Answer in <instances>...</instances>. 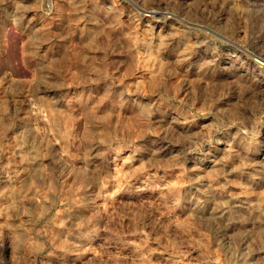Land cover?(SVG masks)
<instances>
[{
  "label": "rangeland",
  "instance_id": "rangeland-1",
  "mask_svg": "<svg viewBox=\"0 0 264 264\" xmlns=\"http://www.w3.org/2000/svg\"><path fill=\"white\" fill-rule=\"evenodd\" d=\"M150 8L157 12L151 17L157 32H176L165 37L160 79L153 75L155 49L137 47L148 36L143 19ZM33 19L34 26L28 23ZM130 43L138 62L128 59ZM33 50L48 64L53 60L47 69L56 81L40 89ZM258 57L264 58V0H0V115L7 107V120L14 122L33 104L30 121L46 148L55 138L41 120L38 99L49 97L43 91L49 86L65 94L70 125L68 140H57L52 150L68 158L61 194L31 223L22 249L6 252L0 229V264H134L129 244L136 242L148 249V264L177 258L182 264H232L230 252L264 264V215L251 206L236 218L210 216L243 204L246 195L264 212V69ZM236 70L238 82L231 76ZM96 73L109 77L108 88L89 85ZM116 90L129 104L111 96ZM107 99L112 119L88 139L84 103ZM152 100L180 122L140 119L133 102ZM2 130L1 156L20 165L14 134ZM85 197L102 200L75 227L61 219ZM189 200L204 205V217L188 211ZM74 229L90 239L72 258L60 242L38 235L62 230L61 241L69 243Z\"/></svg>",
  "mask_w": 264,
  "mask_h": 264
},
{
  "label": "bare ground",
  "instance_id": "bare-ground-1",
  "mask_svg": "<svg viewBox=\"0 0 264 264\" xmlns=\"http://www.w3.org/2000/svg\"><path fill=\"white\" fill-rule=\"evenodd\" d=\"M144 11L149 14L147 15L146 19H143V26L146 28L148 36L146 37L145 42L137 43V47L143 48V50L145 51H151L152 48L155 49L156 55L152 56L151 60L153 61V64H157V68L154 69L153 75L154 77H158V79H160L162 73V65L166 62V57H163L162 53L163 45H166L165 37L168 36V38H171L176 34V32L172 27H168L166 30H159L157 32L156 28L158 24L151 18L157 12L151 8L144 9ZM16 15L20 17L23 14L21 15L20 13H16ZM35 22L36 20L33 19V21L28 23L34 26L35 24L33 25V23ZM32 26H29L30 31H32L33 29ZM213 32L221 37H224L222 34L216 31ZM87 38L88 35H86V39ZM88 41L89 43H92V40ZM137 47L134 43L129 44L127 56L132 63L138 62L139 60L137 55ZM32 52L37 54V66L41 71V75L35 81L36 89H40L41 85L44 82H48V85H50L49 83L56 81L51 79L48 73L49 71L47 69L48 65L50 63H53V60H50L48 64V60L46 56L43 55V53L38 54L39 51L37 50H33ZM52 58L53 56H51V59ZM258 58L260 67L264 69V58ZM236 72L237 73H233V75L231 76L234 81L238 82L241 80L242 76H240L237 70ZM108 78L109 77L96 73L93 82H90L89 85L93 86L96 90H99L101 88H108ZM158 79L154 80V85H156L157 87L160 85ZM260 85L264 86V82H261ZM43 89V91H45L46 93L48 92V94L50 95H48L49 97L47 96L48 98L46 99L44 96L42 97V95L41 97L39 96L40 98L38 99V107L41 110L43 109L41 120L46 124L52 136L55 138V140H52L46 148H43L45 139L42 145L43 136H41L42 139H40L39 137L40 130L38 131L34 124L32 126L31 123L33 122L30 121L31 111H33V104L29 105L31 106L30 110L23 113L19 117H16L17 119L15 118L14 122L7 120V115L9 114V112H7V107V109L4 108L5 110H3V113L0 115V125L3 128V130L0 129V131H4V134H14V151L20 162V165H17L15 164V162L2 157L0 151V170L2 172V177L0 178V219L2 220V223H0V229L5 232L3 246L6 252H12L15 249H22L25 246L27 239L29 238L28 229L31 223L47 214L53 203L56 201L57 196L61 194L63 188V185H61V179L65 177V172H67L68 158L65 155L55 154L54 152L52 153V150H54V148L57 146V140L66 141L69 137V131L67 130V127H69L70 125L66 126V117L64 115L65 113L63 112V109H65L66 107L64 102L65 94L63 93L61 95V91L56 89L55 87L48 86L44 87ZM111 96L113 98H120L121 100H123V105L129 104L126 96L118 90L113 91L111 93ZM152 101L153 102H133L134 108L136 109L138 117L140 119L152 117L155 122L160 123L170 118L176 125L180 122L179 115L174 113L168 114L167 112H164L159 103L154 102V100ZM110 102L111 99H107L106 104L105 102H103L98 106H94L93 102L90 100H87L84 103V107L87 113L86 137L88 139L90 138L92 132L99 130L102 123H106L112 119V112L114 110L112 109V107L110 108V105H108L110 104ZM31 117L34 118L33 116ZM153 137H151L150 139H153ZM92 146L93 144L90 142L89 147L93 149ZM155 151L156 149H153V152ZM87 161L89 162L87 166L89 168H93L90 164L89 157L87 158ZM192 162L197 166L199 165L200 160L193 158ZM218 169L219 168H216L215 172L218 171ZM68 174H71L70 170L68 171ZM72 174L76 175L74 171H72ZM260 178L255 179L259 180ZM262 178L264 179V175L262 176ZM241 198H243L242 200H240L243 204H233L231 206L225 207V210L223 208H218L210 216L214 220L220 219L224 214H230L231 216L236 218L238 216L244 215L245 213L247 214L248 208H251V206L252 208H254L256 213L264 215V212L262 211L258 203L254 202V197H252L251 195H246ZM89 200L90 199L85 197L79 199L77 202H74L61 215V219H65L70 225L75 227L81 217L88 210L90 211L100 205L102 199L96 198L94 200ZM188 204L189 212L194 213L197 217L205 216L204 205L200 201L189 200ZM42 228L44 229L43 226ZM38 235L46 237L53 244H57L58 242H60V249L67 253L68 258L74 257V252L77 251L78 247L82 243L87 242L89 238L87 235L80 232L79 229H74L71 233L68 234V238L71 240V242L69 243L61 241L63 238H65L62 230H58L55 232L42 230L38 232ZM137 243L138 242L129 244V250L131 249L133 252V255L131 254V258H133L136 262H134V264H148V260L145 255L146 253H148V249L141 242L138 244ZM230 253L232 264H249L245 259H237L234 256L233 252ZM133 259H131V261H134ZM47 260L53 261V257L50 256ZM169 264L182 263L178 261L177 258L176 260L171 259L169 261Z\"/></svg>",
  "mask_w": 264,
  "mask_h": 264
}]
</instances>
